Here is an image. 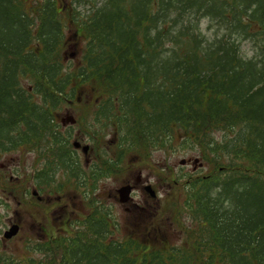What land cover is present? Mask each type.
Returning <instances> with one entry per match:
<instances>
[{
  "label": "trees",
  "instance_id": "trees-1",
  "mask_svg": "<svg viewBox=\"0 0 264 264\" xmlns=\"http://www.w3.org/2000/svg\"><path fill=\"white\" fill-rule=\"evenodd\" d=\"M67 31L79 53L70 64ZM254 38L258 64L240 53ZM69 107L101 157L93 173L76 161L71 130L61 131ZM21 129L33 144L42 136L43 192H62L61 170L91 209L2 264H264V0H0V131ZM196 149L206 173L156 171L180 195L171 203L178 238L159 227L153 243L140 230L113 238L115 217L86 188L130 154ZM164 210L135 215L152 218L149 231Z\"/></svg>",
  "mask_w": 264,
  "mask_h": 264
},
{
  "label": "rangeland",
  "instance_id": "rangeland-1",
  "mask_svg": "<svg viewBox=\"0 0 264 264\" xmlns=\"http://www.w3.org/2000/svg\"><path fill=\"white\" fill-rule=\"evenodd\" d=\"M82 9H86V7L81 5ZM209 21L202 20L199 24V27L203 33L207 36H211L213 30L209 29ZM256 40H241L240 45V53L243 59L247 61H251L253 63H257L262 58V51L260 50L261 42L259 38H254ZM75 36L72 31H67L66 34V42L63 47L62 53L69 54L71 52L76 56L75 50L72 49L75 43ZM71 47V49H66L65 47ZM77 56L79 53L77 52ZM62 62L74 63L77 60L62 58ZM80 111L78 109L74 110L69 107L64 109L60 115L59 119L66 117L68 115L74 117L75 123L73 124V135H78L81 137L83 132L81 131V127L77 122V119L80 115ZM88 125L91 124L90 118L88 119ZM63 128V127H61ZM215 140H221L222 136L219 133L215 134ZM84 142L89 144L88 138ZM106 141L112 143V137L108 135L105 138ZM72 141V139H71ZM101 146H105L100 144ZM105 149L108 151L107 157H111L114 155L113 148L109 149L105 146ZM92 149L89 150L87 155H84L81 149L75 150L74 156L76 157V161L80 168L84 173H93L95 169L93 165L97 162L99 165L100 162L96 157L95 151ZM18 153H11L12 157H15ZM106 154V153H102ZM27 169L30 171H35L37 168L36 165V150L34 148L32 153H27ZM103 156L102 158H107ZM194 158H199L202 166L193 170L192 160ZM88 159L86 163L85 160ZM181 159L190 160V163L185 164V166L181 167L179 165V161ZM3 160V158H1ZM41 165H43V160L40 158ZM126 167V171L122 172L119 175H109L105 174L102 178L97 179L94 182L95 191L92 192L88 186V191H86V196L90 195V198L95 197L96 203L95 206L97 209L104 211L109 210L114 218V214L116 217L117 225L119 227V234H116V231L113 235V238H118L119 236L125 235L127 233H131L135 230L142 231L143 235L146 234L149 242L153 243L152 232L155 228L159 227L162 233H165L167 240L177 239L178 238V229L173 226V221L171 219V203L174 200L180 198L179 194H175V191L170 188L167 182L164 179V175L160 173H173L174 171L177 173H181L183 175L187 174H204L209 169V163L202 159V155L199 149L196 150H186L184 153L176 154V155H167L163 152H151L147 155L146 159L139 160L135 155H128L125 158V162L123 164ZM163 168L164 170L160 173H157V168ZM103 169H106L104 166ZM7 172L0 173V232L4 227H6L7 220H14L16 216L19 214L22 216L21 223V231L9 241H4L6 244L3 245L0 242V254L6 257L20 258L27 253L26 248L31 245L32 242H38L43 240L45 236H52L57 233H64L65 230H68V226L73 224L75 221L72 219L82 218L91 207L88 205L87 198H84V192H81L82 189H79L78 192L75 191L65 182L62 171L58 170L55 174V182L57 184L63 183L64 187L62 188L61 193L51 194L50 196L46 194H40L42 197V204L36 209L38 214L35 213V209H26L24 205H20L19 199L14 193V182L11 185L6 178ZM141 177L142 183L146 184L148 182L152 185L153 188L156 189L157 198L155 200L150 199L147 194L138 187L137 190L132 194V200L129 204L122 205L117 200L116 190L125 184L126 182L133 183L135 179ZM142 184V185H143ZM179 193V192H178ZM21 197V196H20ZM21 200L24 197L20 198ZM162 205L166 206V210H164L163 222L159 221L156 218L154 224L150 227V230H146L149 222H153L152 218L149 216L141 217L138 219L135 215V210L138 207H143L145 210H156V208L161 207ZM148 214V213H147ZM150 215V214H148ZM71 220V221H70ZM48 236V237H49ZM1 237V235H0Z\"/></svg>",
  "mask_w": 264,
  "mask_h": 264
},
{
  "label": "flooded vegetation",
  "instance_id": "flooded-vegetation-1",
  "mask_svg": "<svg viewBox=\"0 0 264 264\" xmlns=\"http://www.w3.org/2000/svg\"><path fill=\"white\" fill-rule=\"evenodd\" d=\"M25 133V131H23V134ZM11 136H12V131L8 130L7 133L3 134L0 131V139L2 138H6L11 140ZM40 142V139H39ZM11 143H8L6 146L4 147H0V173L2 172H7L6 178L9 182L12 183L14 182V186L15 187V195L17 196V199H19V204L20 205H24L27 209V204L26 201H21V195L23 194V196L25 197L26 200H28V190L30 189V198L36 197V199H38V195H33V193L38 194V192L40 191V189L37 187H35V185H33V183L30 181L29 183V178L30 180L33 179V175L32 173L27 169V153H32L34 149H27L24 145L22 146H10ZM38 150V147H37ZM18 153L15 157L11 156V153ZM1 158H3V160H1ZM41 148L39 146V153L36 152V175L38 176V172L41 169L42 165H41ZM88 162V160H86V163ZM39 179L36 178V181H38ZM32 187V189H31ZM39 201V200H38ZM41 201L39 202H35L34 206L37 209L40 206ZM1 204V203H0ZM31 204H33V202H31ZM39 205V206H38ZM35 213L38 214V211L35 210ZM21 223H22V216L19 214L18 216L15 217L14 220L8 219L7 220V224L6 227H4L2 229V231L0 232V235H2L3 231H5L10 225L12 224H17L19 226V230L21 229ZM0 242L5 245L6 243L4 242V240L2 239V237H0Z\"/></svg>",
  "mask_w": 264,
  "mask_h": 264
},
{
  "label": "water",
  "instance_id": "water-1",
  "mask_svg": "<svg viewBox=\"0 0 264 264\" xmlns=\"http://www.w3.org/2000/svg\"><path fill=\"white\" fill-rule=\"evenodd\" d=\"M63 122L64 123H66V122L72 123L73 120L71 118H67V119L63 120ZM74 146L79 147V144L77 142H75ZM87 149H88L87 146H84L82 148L83 152H85V153L87 152ZM181 163H183V162H181ZM130 190H131L130 186H124L118 190L121 202H127L128 201ZM145 190L150 194L151 197L155 196L154 192L151 190V188L149 186L145 187ZM16 231H17V226H13L5 236L6 237L12 236L16 233Z\"/></svg>",
  "mask_w": 264,
  "mask_h": 264
}]
</instances>
